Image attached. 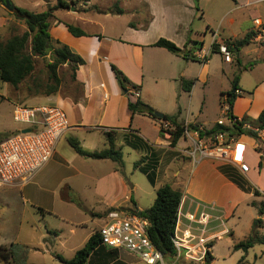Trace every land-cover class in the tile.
Wrapping results in <instances>:
<instances>
[{
    "label": "crops",
    "instance_id": "obj_1",
    "mask_svg": "<svg viewBox=\"0 0 264 264\" xmlns=\"http://www.w3.org/2000/svg\"><path fill=\"white\" fill-rule=\"evenodd\" d=\"M134 1L137 2L136 7L118 8L121 14L109 10L102 12V8L96 6L100 13L94 14L102 16L101 20L94 15L88 16V12L67 15L66 11L56 10L48 31L52 41L67 46L84 64L75 72L70 94L59 91L47 97L45 103L34 106L57 105L65 113L69 129L58 142L50 161L32 180L23 186L0 190V201L7 198L14 209L21 206L22 213L25 207H30L35 211L31 216L33 224L44 221L45 216H56V199L63 206L83 201L79 189V178L84 175L80 167L82 162L75 166L77 158L60 151L64 149V138L67 135L76 137L79 140L77 144L84 151L101 152L108 148L105 135L110 134L115 149L121 152L120 143L116 140L122 136L124 145L139 154L141 164L136 170L145 178L141 165L148 164L155 170L153 184L148 182L154 195L152 202L156 190L168 185L185 198V210L189 208V202L207 207L213 205L212 214L220 222L213 220L208 227L209 233L217 235L227 230L228 234L211 243V264L214 262L215 245L223 237H229L226 238L225 256L232 264H264V245L255 242L253 245L262 246L255 248L252 245L246 251L234 249L235 245L247 241L252 235L253 221L258 218V208L264 203V167L258 168L255 153L249 149L246 151L245 162L248 163L249 154L254 156L255 162L253 165L248 163L250 169L245 175L236 167L209 160L192 162L185 153L190 145L187 136L182 135L172 146V138L166 133V130L173 129L169 122L131 115L128 110V102L138 99L163 116L177 117V122L185 126L210 131L216 127L218 119L208 122L201 112L210 106L212 96L221 95L222 101V94L229 92L224 89L222 81L216 87L213 84L214 66L220 62L222 71L224 69L225 76H228L225 82L237 72L240 75L231 115L255 121L264 110V59L261 58L264 56V44L257 42L258 39L264 42V32L233 53L229 63L214 52L201 62L198 53L209 49L212 43H235L247 33L264 29V0ZM112 3H116L115 0H110L107 7ZM125 15L129 18L118 24ZM254 20L261 23L260 28L254 25ZM66 25L79 28L85 35L72 36ZM86 27L97 29L87 31ZM159 39L171 42L186 56L153 47ZM248 65L252 67L247 71ZM111 66L136 89L122 92ZM243 73H249L251 84L246 85L242 81ZM134 90L138 92L137 98L132 95ZM218 104L220 106V99ZM182 108L185 118H182ZM7 136L2 135L0 142ZM79 158L91 161L87 164L91 169L104 170L99 173L102 175L93 179L97 203L101 201L106 210L142 211L138 200L133 199L139 188L120 174L117 163L109 159ZM223 166L234 169L245 190L221 172ZM193 208L190 205V210ZM240 211L246 212L244 220H241ZM100 216L93 211L92 217ZM91 235L92 232L88 239ZM255 236L264 239V209L262 226L256 230Z\"/></svg>",
    "mask_w": 264,
    "mask_h": 264
},
{
    "label": "rangeland",
    "instance_id": "obj_2",
    "mask_svg": "<svg viewBox=\"0 0 264 264\" xmlns=\"http://www.w3.org/2000/svg\"><path fill=\"white\" fill-rule=\"evenodd\" d=\"M9 1L11 2L13 8H20L30 13H41L54 8L57 0ZM63 1L68 3V9L63 10L67 12V15L74 12H88V16L94 15V17L99 20H101L102 16H95L94 13H100L96 6L102 8V12L109 10L111 13L116 12L117 8L131 9L132 6H137V2L134 0L131 2L128 0H115L116 3H112L108 7L107 3L110 0ZM87 2H89V4ZM71 9H73V11H71ZM55 13L56 10H53L50 23L52 22ZM128 18L129 16H123L119 19L118 24L125 22ZM247 24V27L249 28L251 26V20L248 21ZM245 25L246 23H244V27ZM90 28H92V30L97 29L96 27H86V30L89 31ZM13 30H15V32H13ZM25 30L23 22L15 18L13 9L8 11L0 2V40L4 41L12 34L21 35ZM258 30H256V32L261 33ZM257 42H259L260 45L264 44V42L259 39ZM261 58L264 59V56L261 55ZM48 63H50L48 56L39 58L36 57L34 59L33 72L26 77V79L17 88H14L7 83H0L1 138L2 135L7 134L11 136L17 133L18 130L27 127L25 124H19L13 121L12 110L15 105L33 107L35 104L45 103L46 98L49 97L45 95L47 92L46 84L48 81V71L46 67ZM221 66L220 62L219 64L216 63L214 66L215 74L213 76V84H215L216 87V85L222 81L224 89L231 92L233 89V80L236 77L239 80L240 75L237 72L229 79L228 82H225L226 77L228 76H225L226 72L224 69V72L222 71ZM251 67L248 65L246 70H250ZM71 74V71L66 65H63L58 69V76L61 80V84L56 93L60 91L64 94H70L71 91H73L70 87L72 85ZM242 81L246 85L252 83L249 73H243ZM227 93L225 92L222 95L226 97ZM211 99L213 102H209L210 106L201 112L202 117L207 119L206 121L208 122L216 121L221 118L219 115L220 106L218 104L219 99L221 102V95L215 97L212 96ZM181 111L182 118H185L186 114L183 111V108ZM162 128L166 129L164 127ZM64 139V149L60 151L62 153H69L74 159L76 157L78 161L75 162V166L78 162H82L80 167L82 168L84 175L79 178V189L81 190V200L83 201L74 202V205L63 206L56 199L54 202V211H56L57 215L50 217L45 216L46 219L44 221L34 224L31 216L35 211H33L30 207H25V211L22 213L20 209L21 206L14 209L7 198L0 201V247H12V258L7 262L0 258V264H64V261L70 260L74 253L84 246L87 242L89 234L91 232L92 234L96 233L97 230L105 223L104 219L110 210H106L104 205L101 204V201L97 203L98 198L94 195L95 181L93 180L97 178V175H102L99 173L104 170L96 171L89 168L87 164H90L91 161H87L75 155L73 150L70 148L68 141L73 140L77 143L79 140H76V137L73 138L70 135H67ZM116 141L117 143H120L119 147H121L120 149L122 154L121 164H117L120 174L139 188L133 199L138 200V205L141 207L142 211L147 210L151 206V203H153L152 201L154 195L146 178L135 168L136 163H138L140 159L138 156L139 154H137L133 148L130 149L124 145L125 143L122 136H119ZM247 162L251 165L254 164L255 158L252 154L247 155ZM139 164L141 163L139 162ZM141 167L143 170L152 172L155 175V170L151 166H148V164L141 165ZM93 211L100 213L101 216L92 217ZM239 214L241 216V220H244L246 212L240 211ZM45 222L47 224H45ZM46 231H50L51 234H47ZM226 238L229 237H223L221 241L217 242L215 245V250L213 252V264H232L231 260L225 256L227 248ZM262 245L254 244L253 247L260 248ZM108 252V249L99 246L88 257L86 264H145L136 256L122 250L112 251L113 253L111 254Z\"/></svg>",
    "mask_w": 264,
    "mask_h": 264
},
{
    "label": "built area",
    "instance_id": "obj_3",
    "mask_svg": "<svg viewBox=\"0 0 264 264\" xmlns=\"http://www.w3.org/2000/svg\"><path fill=\"white\" fill-rule=\"evenodd\" d=\"M253 23L261 27L258 20ZM260 32L263 33L264 29L261 28ZM214 44L205 51H199L201 62H205L213 52ZM216 45L217 54L229 63L232 52L227 44L220 42ZM132 95L137 98L138 92L134 90ZM220 116L216 126L228 130L202 136L200 129L184 131L183 135L190 140L186 156L192 162L209 160L236 167L245 175L250 169L244 159L249 149L255 153L258 162L264 164V128L232 116L225 96L220 102ZM12 119L27 127L0 142V190L28 184L50 161L58 142L69 129L65 113L55 104L15 106ZM25 129L30 131L22 133ZM185 201L181 196L176 211L171 238L174 248L172 255H163L153 246L147 234L148 222L145 218L117 209L108 212L105 223L97 230L100 246L109 251H125L145 264H206L211 243L227 235L228 231L210 234V223L213 220L220 222L212 214L213 205L207 207L189 202V208L185 210ZM190 205H193V210H190Z\"/></svg>",
    "mask_w": 264,
    "mask_h": 264
},
{
    "label": "trees",
    "instance_id": "obj_4",
    "mask_svg": "<svg viewBox=\"0 0 264 264\" xmlns=\"http://www.w3.org/2000/svg\"><path fill=\"white\" fill-rule=\"evenodd\" d=\"M195 1V0H194ZM66 10L68 9V3L63 0H57L54 8L48 9L47 11L41 13H30L26 10L20 8H13L15 13V18L22 21L25 26V31L21 34H12L6 40H0V83H7L14 88H17L25 79L28 77L34 70V59L37 57H46L50 59V63L47 64L48 71V81L46 84L47 92L46 96L55 94L61 84V80L58 76V69L66 65L67 68L71 71V80H75V72L84 62L71 50L60 44L59 42L52 41L49 35L50 20L52 18L53 10ZM116 14H121L120 9L117 8ZM68 32L74 37H81L85 34L77 27L72 25H66ZM15 32V30H13ZM258 34L250 32L247 33L241 40L236 41L235 43L229 41H223L227 44L228 48L233 53L237 52L240 47L249 44L254 40ZM153 47L162 48L169 53L174 55L186 56L182 50L174 46L171 42L164 39H159L155 42ZM214 53H217V45L212 46ZM111 70L114 73L115 79L122 92H127L130 89H136L131 86L128 80L123 76V74L117 70L115 67L111 66ZM236 77L233 80V89L231 92L226 94L227 102L230 107L235 99V92L237 90V81ZM191 84V83H190ZM223 96V95H222ZM128 110L131 115H141L149 117L153 120L169 122L172 125V130H166V133L169 134L172 138L171 145H175L178 139H180L185 130H196L197 128L193 126H185L182 123L177 122V117H168L163 116V119L159 120L155 117V110H153L148 105L142 103L138 99L134 102H128ZM245 122H251L259 128H264V110L260 113L258 118L255 121H250L247 118H243ZM220 130H228L225 128L215 127L210 131L200 132V135H210ZM6 138V137H5ZM108 148L101 152H87L79 147V145L73 141L69 140L68 144L70 148L78 156L92 159V160H103L109 159L117 164H121L122 154L119 150L115 149L113 136L110 134L105 135ZM4 139V138H3ZM139 162L136 163L135 168ZM264 167V164L258 163V168L261 169ZM142 173L146 175L148 182L152 185L154 182V174L152 172H147L140 168ZM221 172L227 175L230 179L236 182L239 187L243 190L245 188L241 186V182L238 179L236 172L229 166L222 167ZM254 194L257 195V191H254ZM181 195L172 190L168 185L159 187L156 190L155 200L152 206L146 211H137L135 209L124 210L129 214H135L145 218L148 222L147 234L153 244V246L163 255H172L174 253V248L172 245V235L175 226V217L177 207L180 202ZM264 203H262L258 208V218L253 221L252 224V235L250 238L234 246L235 250L246 251L249 249L253 243L258 242L264 245V239H258L255 236L256 230L262 226V216H263ZM116 209L110 210L114 211ZM119 210V209H118ZM122 211V210H121ZM100 246V241L97 232L92 234L84 246L75 252L72 259L64 261V264H86L88 257ZM11 250L10 248L0 247V258L4 261L11 259ZM109 254L113 253L112 251L108 252ZM212 257L208 253L206 256V264H211Z\"/></svg>",
    "mask_w": 264,
    "mask_h": 264
},
{
    "label": "water",
    "instance_id": "obj_5",
    "mask_svg": "<svg viewBox=\"0 0 264 264\" xmlns=\"http://www.w3.org/2000/svg\"><path fill=\"white\" fill-rule=\"evenodd\" d=\"M0 2L2 3V6L5 8V9H7L8 11H11L12 9H13V6H12V4H11V2L9 1V0H0ZM71 10H73V9H71ZM155 117L157 118V119H163V115L161 114V113H158V112H155ZM30 130H28V129H25V130H22L21 132L22 133H27V132H29Z\"/></svg>",
    "mask_w": 264,
    "mask_h": 264
}]
</instances>
